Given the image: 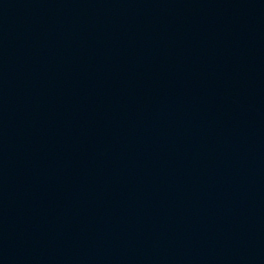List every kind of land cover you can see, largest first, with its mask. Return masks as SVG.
Wrapping results in <instances>:
<instances>
[{
	"label": "water",
	"instance_id": "95a60500",
	"mask_svg": "<svg viewBox=\"0 0 264 264\" xmlns=\"http://www.w3.org/2000/svg\"><path fill=\"white\" fill-rule=\"evenodd\" d=\"M0 264H264V0H0Z\"/></svg>",
	"mask_w": 264,
	"mask_h": 264
}]
</instances>
